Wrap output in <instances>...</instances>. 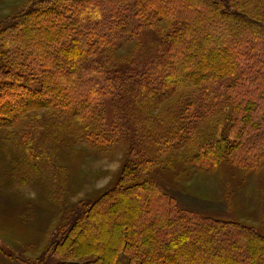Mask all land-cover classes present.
I'll return each instance as SVG.
<instances>
[{
  "label": "trees",
  "instance_id": "1",
  "mask_svg": "<svg viewBox=\"0 0 264 264\" xmlns=\"http://www.w3.org/2000/svg\"><path fill=\"white\" fill-rule=\"evenodd\" d=\"M20 5L0 19V128L23 154L14 175L62 179L50 143L64 133L100 153L126 148L116 184L76 204L43 262L264 264V235L179 206L152 177L180 149L208 172L264 167V0ZM161 21L158 52L119 53Z\"/></svg>",
  "mask_w": 264,
  "mask_h": 264
},
{
  "label": "rangeland",
  "instance_id": "2",
  "mask_svg": "<svg viewBox=\"0 0 264 264\" xmlns=\"http://www.w3.org/2000/svg\"><path fill=\"white\" fill-rule=\"evenodd\" d=\"M21 3L22 0H0V19ZM166 26L167 21H161L145 27L142 42L137 44V40L124 39L119 53L130 55L142 43H160L158 52ZM154 51L155 48L148 55ZM107 111L111 122L110 107ZM9 131L11 128H0V258L7 264H19L10 260L14 257L29 264H57L62 260L58 256L43 262L49 238L71 219L78 202L94 201L116 184L126 148L100 153L78 142L71 133L60 134L50 143V150L63 177L49 183L37 176L31 179L14 175L12 168L23 154L13 145ZM237 168L223 162L215 171L200 170L187 151L180 149L163 158L152 177L179 206L214 219L238 221L264 235V167L248 175ZM126 263L127 257L121 255L119 264Z\"/></svg>",
  "mask_w": 264,
  "mask_h": 264
},
{
  "label": "crops",
  "instance_id": "3",
  "mask_svg": "<svg viewBox=\"0 0 264 264\" xmlns=\"http://www.w3.org/2000/svg\"><path fill=\"white\" fill-rule=\"evenodd\" d=\"M0 252H1V251H0ZM2 256H3V258L5 257V258L9 259V257H7L5 254L3 255V253H2ZM10 260H15V261L18 262L19 264H23V263L17 261L15 258H12V259H10ZM11 263H12V262H11ZM0 264H7V263L4 262V260L0 258Z\"/></svg>",
  "mask_w": 264,
  "mask_h": 264
}]
</instances>
